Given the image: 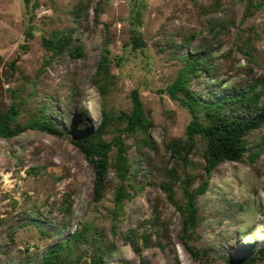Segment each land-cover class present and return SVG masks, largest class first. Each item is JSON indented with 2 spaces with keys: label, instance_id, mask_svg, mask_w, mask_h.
Wrapping results in <instances>:
<instances>
[{
  "label": "rangeland",
  "instance_id": "obj_1",
  "mask_svg": "<svg viewBox=\"0 0 264 264\" xmlns=\"http://www.w3.org/2000/svg\"><path fill=\"white\" fill-rule=\"evenodd\" d=\"M132 32L142 45L127 43ZM67 33L82 55L48 57L43 39ZM104 46L109 63L100 92L92 76ZM196 50L210 63L189 76L202 99L264 85V0H0V112L13 103L10 124L22 127L0 136V264H36L53 244L61 245L62 264H90L98 253L104 264H226L225 257L255 253L264 241V122L243 136L241 159L220 161L207 175L200 135L183 162L167 146L186 139L190 113L163 88ZM132 87L150 125L126 130L109 118L100 134L111 146L108 168L94 200L92 169L74 139L97 127L102 110L128 111ZM259 99L264 103V90ZM198 117L205 122L202 112ZM34 118L57 131L27 126ZM170 166L173 202L158 185L170 179ZM185 173L189 190L205 183L185 237L195 256L180 237L176 207L184 202ZM119 183L127 193L115 205ZM248 264H264V255Z\"/></svg>",
  "mask_w": 264,
  "mask_h": 264
},
{
  "label": "trees",
  "instance_id": "obj_2",
  "mask_svg": "<svg viewBox=\"0 0 264 264\" xmlns=\"http://www.w3.org/2000/svg\"><path fill=\"white\" fill-rule=\"evenodd\" d=\"M69 36L70 34L67 33L66 35H53L52 37L44 38L43 41L50 50L48 57L52 56L53 53L62 52H67L72 56H81L83 53L82 48L79 44L73 45ZM76 39L78 40V38ZM127 43H130L131 47H135L142 45L144 42L138 34L132 32ZM107 51L108 48L104 46L92 76V81L100 92H103L104 85L99 83L101 80L99 76L103 75L109 63V59L106 56ZM209 64L206 56L197 50L194 53H186L183 57V64L177 69L175 77L163 88L168 97L184 105L190 113V119L185 127L186 139L183 142L179 139L167 142V146L171 150L170 153L174 158L183 162L187 158V152L190 151L193 145V135H200L204 139L202 170L205 175L220 161L241 159V155L246 149L243 136L264 122V103H260L259 99L261 91L264 90V85L258 88H253L252 85L246 88L235 86L225 88L221 91L222 96L213 101L202 99L200 92L190 88V73L196 72L200 65L207 68ZM129 98L130 108L128 111H120L114 115L102 110L101 119L97 127L92 132L74 139V143L82 151L92 169V199L94 200L101 195L105 172L108 168L107 153L111 146L100 134L109 118L113 116L123 121L124 129L126 130L137 128L146 130L150 125V119L143 112L137 88L132 87L129 90ZM199 112H202L205 116V122H202L200 117H198ZM15 113L16 107L13 103L4 112H0V136L9 137L22 128L21 126H11L10 124ZM27 126L40 130L57 131V127L48 122L46 118L31 119ZM114 138L118 161L116 168L119 170V175L124 176L126 174V165L122 154V140L119 136ZM251 157L252 154H248V158L251 159ZM33 170L35 171V169ZM175 172V167L170 166L165 173L170 179L163 178L158 183L164 190L168 200L172 202L174 201L171 194L173 192L172 185L175 179ZM179 178L184 201L181 206L176 205L181 217L180 237L189 252L195 256L197 255L196 250L192 249L185 237L187 236L186 233L193 229L196 221L195 193L202 192L205 183L203 181L192 191L188 187L189 178L187 173H185L184 177ZM126 193L123 184L119 183L113 192L114 204L118 205L122 195ZM60 247V244L49 246L36 264H62L59 258ZM254 252V254L241 259L225 257L224 261L226 264H248L254 258L264 255V241L255 248ZM90 264H104V258L98 253L91 259Z\"/></svg>",
  "mask_w": 264,
  "mask_h": 264
},
{
  "label": "clouds",
  "instance_id": "obj_3",
  "mask_svg": "<svg viewBox=\"0 0 264 264\" xmlns=\"http://www.w3.org/2000/svg\"><path fill=\"white\" fill-rule=\"evenodd\" d=\"M262 239H264V237H261Z\"/></svg>",
  "mask_w": 264,
  "mask_h": 264
}]
</instances>
